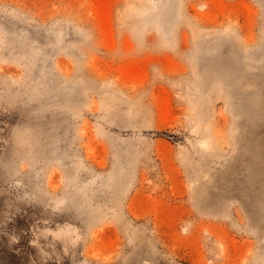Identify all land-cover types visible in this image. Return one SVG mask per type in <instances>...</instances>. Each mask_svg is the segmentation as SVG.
<instances>
[{
    "label": "rangeland",
    "instance_id": "obj_1",
    "mask_svg": "<svg viewBox=\"0 0 264 264\" xmlns=\"http://www.w3.org/2000/svg\"><path fill=\"white\" fill-rule=\"evenodd\" d=\"M0 264H264V0H0Z\"/></svg>",
    "mask_w": 264,
    "mask_h": 264
}]
</instances>
